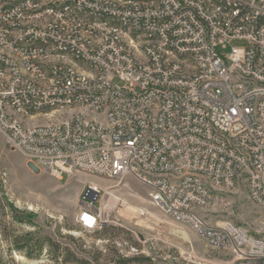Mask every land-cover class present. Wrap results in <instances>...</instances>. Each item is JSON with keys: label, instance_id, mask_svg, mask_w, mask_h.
Instances as JSON below:
<instances>
[{"label": "built area", "instance_id": "built-area-1", "mask_svg": "<svg viewBox=\"0 0 264 264\" xmlns=\"http://www.w3.org/2000/svg\"><path fill=\"white\" fill-rule=\"evenodd\" d=\"M0 133L58 180L132 176L208 246L264 264V221L202 216L242 185L264 209V0H0ZM100 195L86 231L105 227Z\"/></svg>", "mask_w": 264, "mask_h": 264}, {"label": "rangeland", "instance_id": "rangeland-1", "mask_svg": "<svg viewBox=\"0 0 264 264\" xmlns=\"http://www.w3.org/2000/svg\"><path fill=\"white\" fill-rule=\"evenodd\" d=\"M245 45L237 40L229 47ZM90 185L101 190L96 206L104 214L102 230L86 231L78 223ZM150 192L132 176L76 173L58 180L32 168L0 133V264H117L130 258L142 259L134 264H235L231 249L208 246L190 225L152 204ZM225 198L229 208L204 211V219L212 226L232 221L256 233L264 209L250 200L246 187ZM73 256L77 262H70Z\"/></svg>", "mask_w": 264, "mask_h": 264}, {"label": "trees", "instance_id": "trees-1", "mask_svg": "<svg viewBox=\"0 0 264 264\" xmlns=\"http://www.w3.org/2000/svg\"><path fill=\"white\" fill-rule=\"evenodd\" d=\"M73 259H71L70 262H74V261H78L77 258L75 256L72 257ZM144 260V259H143ZM147 259H145L146 261ZM142 261V259L140 258H130V259H122L118 262H116L117 264H134V263H137V262H140Z\"/></svg>", "mask_w": 264, "mask_h": 264}, {"label": "snow or ice", "instance_id": "snow-or-ice-1", "mask_svg": "<svg viewBox=\"0 0 264 264\" xmlns=\"http://www.w3.org/2000/svg\"><path fill=\"white\" fill-rule=\"evenodd\" d=\"M84 219H85V221L88 222L89 224H91V223L93 222V221H92V218L89 217V216H87V215L84 217Z\"/></svg>", "mask_w": 264, "mask_h": 264}, {"label": "bare ground", "instance_id": "bare-ground-1", "mask_svg": "<svg viewBox=\"0 0 264 264\" xmlns=\"http://www.w3.org/2000/svg\"><path fill=\"white\" fill-rule=\"evenodd\" d=\"M95 186V185H94Z\"/></svg>", "mask_w": 264, "mask_h": 264}]
</instances>
